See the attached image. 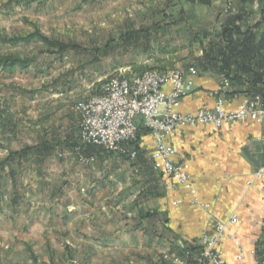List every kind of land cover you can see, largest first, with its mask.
Returning <instances> with one entry per match:
<instances>
[{"label":"crops","instance_id":"crops-1","mask_svg":"<svg viewBox=\"0 0 264 264\" xmlns=\"http://www.w3.org/2000/svg\"><path fill=\"white\" fill-rule=\"evenodd\" d=\"M200 5L223 7V15H230L224 26L233 30L232 58L224 69L219 60V49L225 47L222 36L204 49L218 59L200 62L195 88L183 99L179 112L213 108L229 71L224 107L237 111L254 95H264V0H210V5ZM138 124L135 161L91 149L87 154L96 160L83 168L68 152L78 140V124L73 121L32 146L5 148L3 161L17 153L23 163L33 153L35 163L28 168L36 176L31 179H36L38 188L43 186L38 214L37 194L27 193L24 209L12 206L16 202L12 182L17 183L12 158L1 169L5 183L11 184L6 208L0 195V234L14 237L8 252L41 248V264H197L202 236L211 233L216 222L236 216L238 222L227 228L232 238L218 249L227 264L260 262L264 258V122L184 127L168 136L178 152L175 161L189 165L198 204L188 189L154 170L153 136L140 120ZM51 147L69 159L48 169L46 154H53ZM183 245L192 250L191 257ZM20 260L12 258L8 264H23Z\"/></svg>","mask_w":264,"mask_h":264},{"label":"rangeland","instance_id":"rangeland-1","mask_svg":"<svg viewBox=\"0 0 264 264\" xmlns=\"http://www.w3.org/2000/svg\"><path fill=\"white\" fill-rule=\"evenodd\" d=\"M229 16L223 15V7L207 8L186 0H0V56L33 62L27 71L0 70V163L4 150L32 146L55 136L69 122L77 123L80 132L76 106L98 94V85L111 78L149 70L200 68L201 51L218 42ZM35 33L51 43H14ZM58 44L75 48L64 52ZM79 132L72 150L67 151L80 164L75 151ZM51 149L53 154H46L48 169L69 159L63 151ZM17 155L9 156L17 181L16 185L12 182L16 202L11 205L24 209L27 193L37 194L38 214L43 207L39 201L43 186L38 188L36 179H31L36 173L28 165L35 163L34 155L30 153L23 163ZM1 178L0 195L6 208L11 184ZM7 237L0 234V264L12 258H21L23 264L42 263L41 248L14 254L7 248L14 237Z\"/></svg>","mask_w":264,"mask_h":264},{"label":"built area","instance_id":"built-area-1","mask_svg":"<svg viewBox=\"0 0 264 264\" xmlns=\"http://www.w3.org/2000/svg\"><path fill=\"white\" fill-rule=\"evenodd\" d=\"M198 74L199 70L192 66L170 71L149 70L106 81L98 94L83 100L75 108L81 119L79 144L75 148L80 163L90 165L95 162L94 155L86 153L91 149H104L118 157L137 160L134 142L138 139L140 120L154 139L155 147L151 154L154 170L171 177L174 185L188 189L193 203L198 204L189 165L175 161L178 152L168 143V136L184 127L213 125L221 128L246 121L264 122V100L260 95L248 99L237 111L225 109L222 95L230 86L227 80L217 91L218 98L213 108L180 113L181 103L193 92ZM202 207L207 209L209 206L204 204ZM237 222L236 216L225 223L218 221L211 233L202 236L197 244V264H227L218 246L225 239L232 238L227 234V228ZM182 247L191 257L192 250L186 245ZM255 264H264V258Z\"/></svg>","mask_w":264,"mask_h":264},{"label":"trees","instance_id":"trees-1","mask_svg":"<svg viewBox=\"0 0 264 264\" xmlns=\"http://www.w3.org/2000/svg\"><path fill=\"white\" fill-rule=\"evenodd\" d=\"M186 1L189 3H200L203 5H210V0H186ZM232 33H233V30L230 28L229 24L224 26L221 36L223 38L225 47H223V49H222V47L219 49V54H220L219 60L222 62L224 69L229 68L231 58H232V43H233ZM33 41H42V42H46V43H51L46 38L39 35V33L31 34L26 38H24V37L19 38L18 40H15L14 43H31ZM58 46L64 52L70 48H75V46L64 45V44H58ZM217 59L218 58H216V57H210L204 51L203 59L199 60V63L201 61H206V60L207 61H215ZM31 61L32 60H30V59H24L23 60L21 58H16V57H12V56H3V57L0 56V70H15V69L27 70L31 67V65L33 63ZM143 73H141V74H143ZM226 75H227L226 80L230 82L231 81L230 71L227 72ZM102 85H103V83L98 85V90H101V88H99V87L100 86L102 87ZM256 95L262 96V98L264 100L263 94L258 93ZM136 143H137V141L134 142L135 147H136ZM136 149H137V147H136ZM7 162H8V160L1 162L0 163V169H2L7 164Z\"/></svg>","mask_w":264,"mask_h":264}]
</instances>
